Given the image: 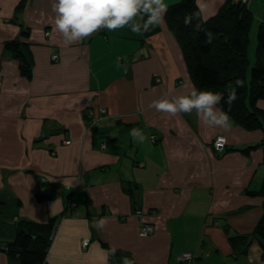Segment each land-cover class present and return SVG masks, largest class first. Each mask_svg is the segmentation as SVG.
I'll return each instance as SVG.
<instances>
[{"label": "crops", "instance_id": "1", "mask_svg": "<svg viewBox=\"0 0 264 264\" xmlns=\"http://www.w3.org/2000/svg\"><path fill=\"white\" fill-rule=\"evenodd\" d=\"M23 1L0 0V244L14 239V217L55 218L46 264H123L124 257L134 264H187L178 260L184 252L198 258L189 264L211 258L220 264L244 244L233 239L241 236L254 239L248 264H264L252 237L264 195L247 194L262 187L264 153L242 151L262 141L261 130L231 121L225 131L204 126L195 112L170 117L148 108L195 88L165 16L153 33L101 30L65 45L54 31L53 0H25L18 12ZM225 1L203 0L206 19ZM251 3L256 21H263L264 0ZM11 40L26 43L29 79L5 49ZM258 105L264 109V101ZM100 108L107 116L93 124L88 110L99 115ZM133 128L146 135L144 143L134 142ZM218 136L227 139L220 154L212 147ZM10 190H20V198ZM71 190L77 206L67 209ZM45 192L49 198L37 201ZM24 197L32 212L22 209ZM102 217L108 222L97 230L93 224ZM143 222L154 226L152 235H139ZM212 250L224 257H211ZM0 255V264H19Z\"/></svg>", "mask_w": 264, "mask_h": 264}, {"label": "trees", "instance_id": "2", "mask_svg": "<svg viewBox=\"0 0 264 264\" xmlns=\"http://www.w3.org/2000/svg\"><path fill=\"white\" fill-rule=\"evenodd\" d=\"M24 6L25 0L18 5L17 11L20 12ZM197 11L195 0H181L169 6L165 15L167 26L181 47L190 81L197 91L222 94L224 99L217 106L226 112L235 124L248 131L261 130L262 141L242 151L247 153L252 149L261 148L264 153V109L258 105L264 101V20L259 22L256 45L251 47L249 33L255 17L247 3L226 0L218 12L206 20L196 18L194 14ZM189 16L192 17V21L185 25L184 20ZM197 24L200 25L199 30H197ZM153 32L155 29H151L150 33ZM206 33L211 34V43L205 42ZM25 44L23 41L11 40L5 43V49L18 60L21 75L29 79L33 66L31 57H28V52L25 50ZM252 52L255 54L254 64L250 60ZM237 79L245 81V84L244 87L237 88V99L229 105L226 103L227 95L231 90L229 86L235 87L234 82ZM151 142L155 143L156 137L154 140L152 137ZM71 192L73 190L70 191L66 201L67 209L77 206L70 195ZM254 193L264 195V179L259 191L247 192L248 195ZM47 198L48 194L45 192L38 197V200ZM56 225L55 218L47 222H37L30 219L16 220L14 217L15 237L11 241L1 243L0 251L19 264H46ZM252 237H255L263 248L261 259L264 260V212L255 226ZM233 239L239 243L245 241L240 246L246 247L244 255H248L254 239L250 236ZM236 254H242V251L238 252L236 249L231 254V259L235 256L234 260L227 259L220 264H237L239 260ZM209 255L224 257L215 250H212ZM191 256L186 261L187 264L198 259L193 253ZM200 259L204 258L200 257ZM218 262L214 258L208 260V264Z\"/></svg>", "mask_w": 264, "mask_h": 264}, {"label": "clouds", "instance_id": "3", "mask_svg": "<svg viewBox=\"0 0 264 264\" xmlns=\"http://www.w3.org/2000/svg\"><path fill=\"white\" fill-rule=\"evenodd\" d=\"M198 11L194 14L198 19H206L204 15L207 5L203 0H196ZM168 10L165 0H53L52 12L55 13L54 31L58 32L65 45H73L93 36L101 30L109 32L127 27L136 36H142L151 29L164 23ZM192 17H186L185 25L190 24ZM200 25L197 24V30ZM211 34L206 33V43H211ZM235 87L229 86L230 91L226 103L231 105L237 99V88L244 87L245 81L237 79ZM224 99L220 93L197 91L195 88L187 95L164 96L152 101L149 109L170 117L181 113L192 114L201 123L210 128H222L228 131L232 127L229 115L217 108ZM129 135L134 142L144 143L147 139L141 129L133 128ZM219 149V146H218ZM67 184V181H64ZM107 218L102 217L93 224L97 230L107 224ZM115 254V249L112 253ZM123 264H134L127 257L122 258Z\"/></svg>", "mask_w": 264, "mask_h": 264}, {"label": "rangeland", "instance_id": "4", "mask_svg": "<svg viewBox=\"0 0 264 264\" xmlns=\"http://www.w3.org/2000/svg\"><path fill=\"white\" fill-rule=\"evenodd\" d=\"M241 2H242V0H241ZM251 4V6H252V3H250ZM166 15V14H165ZM254 17H256L254 20H253V25H252V27H251V31H250V33H249V37H250V39H251V47H254L255 45H256V32H257V27H258V25H259V22H257L256 20H257V16H254ZM182 51V50H181ZM253 51H255V49L253 50ZM183 54V53H182ZM56 56H57V58L56 59H53V56H52V59L53 60H57L58 58H59V56L57 55V54H55ZM253 56V55H252ZM254 56H255V54H254ZM184 58V57H183ZM255 58V57H254ZM253 57H251L250 56V60H251V63L252 64H254L255 63V59H254ZM93 112V110L92 109H89L88 110V113L90 114V113H92ZM105 116H107V109H106V113H105ZM88 117H91L90 119H91V122L94 124V123H96V122H98V121H100V120H102V119H100V115H94V114H92V115H89ZM153 138L155 139V136H153ZM10 193L11 194H14V198L16 199V200H18L19 198H20V196H19V193H20V190H10ZM55 196H56V194L55 193H53ZM37 198V201H38V196L36 197ZM48 198H49V196H48ZM23 201H25V203H24V205L22 206V209L24 210V208L25 209H28V211L29 212H32L35 208L33 207V206H31L29 203H28V200L27 199H25V197H24V199H23ZM5 204V203H4ZM4 204H3V202H1V198H0V208L1 207H3L4 206ZM76 205V204H75ZM4 208V207H3ZM2 208V209H3ZM135 216H140V215H138L137 214V212H135ZM145 225H147V226H152V224L150 223V222H146V223H144ZM147 230L149 231V230H151V231H149V232H153V229L152 228H147ZM139 233H142V231L139 229ZM88 244H89V242H88ZM84 246V245H83ZM86 247V246H85ZM260 247V246H259ZM246 247L245 246H240L237 250H238V252L241 250L242 251V254H236L237 255V257H241V259H242V261L245 263V264H248V263H252L251 262V260H250V258H249V256H245L244 255V252H245V249ZM260 252H261V254H262V252H263V248H261L260 247ZM190 253V252H189ZM190 254H192V253H190ZM184 254H182L181 256H180V259H181V262H186V258H182V256H183ZM1 256V255H0ZM232 259H235V256H234V258H232ZM222 261H226V260H222Z\"/></svg>", "mask_w": 264, "mask_h": 264}, {"label": "built area", "instance_id": "5", "mask_svg": "<svg viewBox=\"0 0 264 264\" xmlns=\"http://www.w3.org/2000/svg\"><path fill=\"white\" fill-rule=\"evenodd\" d=\"M243 2H248V0H242ZM47 35H49V32H47ZM57 58V56L56 55H54L53 56V59H56ZM160 81V79L158 80V82ZM100 110V119H103L104 117H105V113H106V109L105 108H100L99 109ZM92 114H94L95 115V113L94 112H92V113H90L89 115H92ZM153 140H154V138H153ZM227 145V139L224 137V136H218L215 140H214V142H213V149L215 150V151H217V152H221L224 148H225V146ZM218 146H219V149H218ZM137 214L138 215H142V212L140 211V210H138L137 211ZM141 228H142V235H146L147 233H149V231H151V230H147V228H152L153 229V227L151 226H147V225H145L144 223H142L141 224ZM83 245L84 246H87L88 245V241L86 240V241H84L83 242ZM192 256H191V254L190 253H184V255L182 256V258H186V259H190Z\"/></svg>", "mask_w": 264, "mask_h": 264}, {"label": "bare ground", "instance_id": "6", "mask_svg": "<svg viewBox=\"0 0 264 264\" xmlns=\"http://www.w3.org/2000/svg\"><path fill=\"white\" fill-rule=\"evenodd\" d=\"M237 1L240 2V3H247L249 6H250V3H251V0H248V2H243V1L241 2V0H237ZM66 143L69 144L70 142L68 141V142H66ZM53 154H55V152H53ZM40 181H41L43 184L46 183V180H45L44 177L40 178ZM138 210H140V211L142 212V215H141V216H138V217H142V216L144 215L142 209L137 208V209L135 210V212H137ZM143 223H146V222H143ZM141 224H142V223H141ZM152 227H153V232H149V233H147L146 235H142L141 233H139V235H140L141 237H147V236L152 235V234L154 233V230H155L153 225H152ZM139 229L142 231L141 225H140ZM184 253H189V252H184ZM184 253H182V254H184ZM182 254H180V256H181ZM180 256H178V260H179V261H181ZM188 260H189V259H186V261H188Z\"/></svg>", "mask_w": 264, "mask_h": 264}]
</instances>
